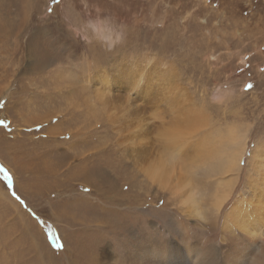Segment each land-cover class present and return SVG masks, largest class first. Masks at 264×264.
I'll list each match as a JSON object with an SVG mask.
<instances>
[{"label":"rangeland","instance_id":"1","mask_svg":"<svg viewBox=\"0 0 264 264\" xmlns=\"http://www.w3.org/2000/svg\"><path fill=\"white\" fill-rule=\"evenodd\" d=\"M104 18L124 33L111 49L85 26ZM195 112L206 124L185 148L204 143L203 169L233 132L244 177L264 150V0H0V264H126L139 249L123 242L173 206L132 157L96 165L147 133L139 147H155L172 115ZM98 195L122 205L98 208Z\"/></svg>","mask_w":264,"mask_h":264},{"label":"bare ground","instance_id":"2","mask_svg":"<svg viewBox=\"0 0 264 264\" xmlns=\"http://www.w3.org/2000/svg\"><path fill=\"white\" fill-rule=\"evenodd\" d=\"M172 119L167 121L169 127L162 126L158 129V139L152 140L155 147H139L143 142L147 144L148 133H145L146 135H141V142L138 137L130 144L127 142L128 146L125 145L124 152H119L122 159L119 158L118 152L114 155L118 158L115 164L96 165L98 170H107L132 157V161L135 159L134 177L143 173L149 195L163 193L170 199L168 203L173 206L168 209L167 224L161 221L159 228L150 225L143 230L145 237L137 236L134 242H123L122 252L131 251L133 246L139 249L126 264H264V150H260L262 146L258 144L251 153L249 152L251 159H248L251 161H247L250 168L247 167V173L243 177L240 175L243 167L239 163L244 151V140L233 136V132L229 133L232 136L227 138L226 143L237 144L232 150L224 148L212 153L213 156H209L212 165L202 169L200 166L203 153L200 146L204 143L195 141L191 152L187 150L190 146L186 149L185 145L187 146L194 136L192 132L197 133L206 124V118L203 113L198 112L181 121L174 120L173 115ZM195 137L194 140L199 139V136ZM99 153L102 152L93 153V156L97 155L96 158L103 162L106 154ZM199 167L201 169H198ZM90 170L92 169L85 165L78 167L73 174L85 175ZM133 195L136 196V193ZM101 199L102 196L98 195L92 200V205L98 208L100 205L105 209L122 205V202L112 201V196L106 197L105 203ZM128 199L131 204L136 201L132 200V196ZM165 204L167 208L168 204ZM108 228L114 229L111 234H116L118 225L109 223ZM216 229L220 230L219 240L213 239V236L208 237L207 232ZM112 241L114 239H108L106 243L110 244ZM118 260L119 258H114L111 263H106L118 264Z\"/></svg>","mask_w":264,"mask_h":264},{"label":"clouds","instance_id":"3","mask_svg":"<svg viewBox=\"0 0 264 264\" xmlns=\"http://www.w3.org/2000/svg\"><path fill=\"white\" fill-rule=\"evenodd\" d=\"M85 26L99 42L109 49L121 44L124 40V33L120 26L109 18L89 20Z\"/></svg>","mask_w":264,"mask_h":264},{"label":"trees","instance_id":"4","mask_svg":"<svg viewBox=\"0 0 264 264\" xmlns=\"http://www.w3.org/2000/svg\"><path fill=\"white\" fill-rule=\"evenodd\" d=\"M0 171L4 174L3 170L0 169Z\"/></svg>","mask_w":264,"mask_h":264}]
</instances>
